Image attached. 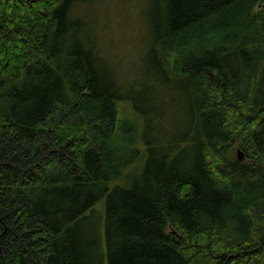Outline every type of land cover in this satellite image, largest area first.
I'll list each match as a JSON object with an SVG mask.
<instances>
[{
  "label": "trees",
  "instance_id": "16d2710c",
  "mask_svg": "<svg viewBox=\"0 0 264 264\" xmlns=\"http://www.w3.org/2000/svg\"><path fill=\"white\" fill-rule=\"evenodd\" d=\"M85 1L0 0V264H99L83 230L103 198L106 264H264V0H150L190 127L135 177L131 87L59 45Z\"/></svg>",
  "mask_w": 264,
  "mask_h": 264
},
{
  "label": "rangeland",
  "instance_id": "374dc122",
  "mask_svg": "<svg viewBox=\"0 0 264 264\" xmlns=\"http://www.w3.org/2000/svg\"><path fill=\"white\" fill-rule=\"evenodd\" d=\"M149 5L150 0H86L73 12L82 29L78 26L64 29L65 36L59 44L61 48L70 47L68 44L74 37L82 46L90 43L112 68L120 86L131 87L133 100L126 105L127 112L137 114V128L143 138L138 145L140 159L127 168L129 177L138 176L149 157L157 164L159 154L166 153L171 143L182 149L190 127L183 80L167 72L161 54L151 53ZM241 153L238 144L232 145L226 152V162L239 160ZM118 184L124 186V182ZM88 216L85 231L83 227L82 230L95 241L93 251L97 259L101 258L98 263L106 264L105 198L97 202Z\"/></svg>",
  "mask_w": 264,
  "mask_h": 264
},
{
  "label": "water",
  "instance_id": "95a60500",
  "mask_svg": "<svg viewBox=\"0 0 264 264\" xmlns=\"http://www.w3.org/2000/svg\"><path fill=\"white\" fill-rule=\"evenodd\" d=\"M242 154V153H241ZM243 158V154L238 158L240 161L242 160Z\"/></svg>",
  "mask_w": 264,
  "mask_h": 264
},
{
  "label": "flooded vegetation",
  "instance_id": "af4514ba",
  "mask_svg": "<svg viewBox=\"0 0 264 264\" xmlns=\"http://www.w3.org/2000/svg\"><path fill=\"white\" fill-rule=\"evenodd\" d=\"M242 161V160H241Z\"/></svg>",
  "mask_w": 264,
  "mask_h": 264
}]
</instances>
